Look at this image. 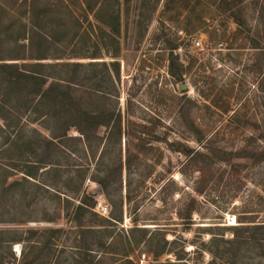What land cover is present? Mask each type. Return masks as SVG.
Instances as JSON below:
<instances>
[{"label":"rangeland","instance_id":"374dc122","mask_svg":"<svg viewBox=\"0 0 264 264\" xmlns=\"http://www.w3.org/2000/svg\"><path fill=\"white\" fill-rule=\"evenodd\" d=\"M13 1L0 0V4L20 14L9 8ZM84 1L71 6L74 18L68 16V22L74 25L77 19L80 29L90 35V45H97L100 52L98 59L82 63L113 61V46L101 31L111 33V27L117 28L111 34L120 55L115 60L119 78L113 80L114 90L109 89L108 103L120 113L124 127L120 142L112 138L105 146L107 131L98 130L99 150L104 153L100 167L114 169L121 164V171L118 175L115 169L109 200L95 194L93 215L86 219L87 226L104 225L113 231V239L104 241L96 258H103V264H210L213 253L219 257L215 264H259L264 248L250 242L230 244V229L244 225L239 222H264V162L232 161L240 167L214 160L200 163L174 149L215 153L264 148V19L257 20L264 0H187L188 6L186 0H174L167 12L163 10L166 0L154 9L147 0H104L99 15L86 12ZM23 13L28 24V14ZM170 46L176 47L173 55L180 65V81L167 72ZM64 51L70 56L74 50ZM83 51L91 54L85 47ZM54 62L61 61H44ZM94 166L92 162L90 171ZM69 177L60 179L56 191L60 203L68 198L76 205L78 195L71 193L74 184H69ZM82 191L96 193L97 186L86 179ZM56 203L43 194L15 205L13 215L4 214L5 221L13 222L0 223V230L25 233L27 228L63 227L50 264L72 257L76 253L73 225L63 221L62 215L55 224L43 222L60 209ZM191 204L187 224L184 217ZM111 215L119 222L103 223ZM134 225L158 229L168 242L177 239L173 248L183 260L176 261L173 254L154 260L143 246L126 244V232ZM26 245L11 246L16 260L21 259L20 253L32 256ZM1 253L6 250L0 249Z\"/></svg>","mask_w":264,"mask_h":264},{"label":"trees","instance_id":"16d2710c","mask_svg":"<svg viewBox=\"0 0 264 264\" xmlns=\"http://www.w3.org/2000/svg\"><path fill=\"white\" fill-rule=\"evenodd\" d=\"M77 1L14 0L9 8L17 9L20 14L15 15L7 5L0 4V223L13 222L5 221L4 216L13 215L15 205L21 206L48 194L51 200H57L56 206L60 209L53 210V216L45 217L43 222L55 224L62 215L63 221L72 224L75 231L76 253L68 257L70 262L68 258L62 261L58 258L52 264H103V258H96V255L104 247V241L113 239V231L104 225L87 226L86 219L93 215L95 194L109 200L108 190L114 184L115 169L118 175L121 171V164L114 169L107 165L100 167L104 153L99 150L102 139L98 135L100 128L107 131L104 146L112 138L116 143L120 142L124 135L121 115L108 103L112 96L109 89L114 90L113 80L119 78V62L115 60L120 55L112 35L117 33V28L111 27L112 34L101 32L113 46L110 54L113 61L108 65L104 62L82 63L87 59H98L100 50L97 45H90L91 37L80 29L81 23L77 19H74V25L68 22V16L74 18L71 6ZM147 1L154 9L160 0ZM84 2L85 11L95 12V15L100 14L105 3L104 0ZM173 4L174 0H166L163 10L169 11ZM188 4L186 0L185 5ZM21 7L24 11H19ZM23 12L28 14V24L23 21ZM263 19L264 8H261L257 12V20L262 23ZM235 22L240 25L238 19ZM101 23L108 26L105 21ZM69 47L74 51L73 55L67 56L64 50ZM84 47L91 50L90 55L83 51ZM175 48L170 46L167 72L174 81H180L182 74L177 57L173 55ZM46 60L61 62L44 63ZM174 150L189 161L200 160V163L214 160L231 166L232 161L238 159L264 162V148L215 153L210 150L202 153L186 147H175ZM92 162L95 166L90 171ZM231 167L240 166L235 164ZM67 174H70L69 184H74L71 193L78 195L76 205L68 198L60 203V195L56 191L60 179ZM18 175L19 178L9 182L10 178ZM86 179L97 186L96 193L82 191ZM192 210L191 204L184 217L187 224H190ZM115 222L119 220L112 215L108 221H103L110 225ZM239 223L244 225L230 229V244L250 242L264 248V222ZM20 224H25V221ZM63 232V227L27 228L25 233L0 230V249L6 250V254H0V264H50L55 253L53 249H56L55 242ZM125 243L143 246L154 260L165 254H173L176 261L183 260L181 253L173 248L178 240L168 242L165 233L158 229L151 231L134 225L126 232ZM23 244H27L33 254L27 257L20 253L21 259L16 260L11 246ZM62 254L63 250L57 257ZM211 254L213 261L210 264H215L219 257ZM260 257L259 264L264 260V251ZM226 263L235 264L232 261Z\"/></svg>","mask_w":264,"mask_h":264},{"label":"bare ground","instance_id":"6f19581e","mask_svg":"<svg viewBox=\"0 0 264 264\" xmlns=\"http://www.w3.org/2000/svg\"><path fill=\"white\" fill-rule=\"evenodd\" d=\"M16 248H17V246H16Z\"/></svg>","mask_w":264,"mask_h":264},{"label":"built area","instance_id":"2783aa9c","mask_svg":"<svg viewBox=\"0 0 264 264\" xmlns=\"http://www.w3.org/2000/svg\"><path fill=\"white\" fill-rule=\"evenodd\" d=\"M100 209H101V207H100Z\"/></svg>","mask_w":264,"mask_h":264}]
</instances>
